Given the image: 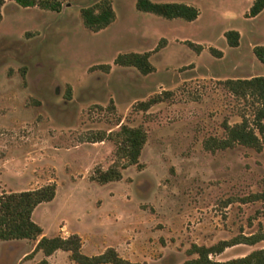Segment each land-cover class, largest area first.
<instances>
[{
    "label": "rangeland",
    "instance_id": "obj_1",
    "mask_svg": "<svg viewBox=\"0 0 264 264\" xmlns=\"http://www.w3.org/2000/svg\"><path fill=\"white\" fill-rule=\"evenodd\" d=\"M59 1V11L14 0L2 7L0 193L55 183V197L32 214L44 235L77 233L87 255L112 246L140 264H181L197 256L193 244L264 233V201L249 199L264 188V145L204 146L225 136V122L253 116V101L223 80L264 75L252 50L264 43V10L251 18L253 0H152L195 6L199 15L188 21L141 11L137 0H111L115 20L94 31L80 10L99 0ZM231 29L240 33L238 47L227 43ZM145 51L155 67L149 74L114 62L119 53ZM156 95L162 100L141 109ZM121 124L146 132L138 163L120 160L121 178L99 183L91 175L113 165L116 142L93 140ZM35 244L0 240V264L38 263L45 256ZM262 247L235 243L210 257ZM69 254L59 250L49 262L78 264Z\"/></svg>",
    "mask_w": 264,
    "mask_h": 264
},
{
    "label": "trees",
    "instance_id": "obj_2",
    "mask_svg": "<svg viewBox=\"0 0 264 264\" xmlns=\"http://www.w3.org/2000/svg\"><path fill=\"white\" fill-rule=\"evenodd\" d=\"M14 1L24 7L38 6L55 11H59L62 7L59 0ZM4 3L5 0H0V21ZM136 7L141 11H149L170 19L180 17L191 21L199 15V10L195 6L179 2L137 0ZM263 9L264 0H253L248 15L254 17ZM80 12L84 25L94 31L105 28L116 17L111 0H99L90 6L82 7ZM224 35L230 46L239 45L240 33L238 30H227ZM186 44L197 52L202 49L201 44L189 40H186ZM160 47L161 42L157 44L155 49L158 50ZM210 51L214 55H222V52L214 47H210ZM253 52L264 63V43L255 45ZM150 55V51L119 53L114 62L121 66H133L142 74H149L155 70L150 61ZM99 67L104 68L105 71L110 70V64H100ZM223 84L233 94L253 101V116L248 118L244 115L240 122L234 124L225 122V136L222 138L209 137L204 142L205 148L214 151L219 148L225 149L235 144H242L260 150L264 145V75L227 78L223 80ZM161 100V96L156 95L139 105H141V109L146 110L152 104ZM106 137L115 140L117 159L106 170L97 169L95 170L96 174L91 175V179L99 183H107L121 178L122 174L118 165L120 160L125 159L127 164L138 163L141 149L146 141V132L142 127H130L121 124L119 130L100 136L93 141H102ZM124 165L126 164L124 163ZM55 194V183H48L35 189L0 193V240H37L33 252L42 251L45 257L36 264H50L46 257L57 250L68 251L70 258L78 264H140L122 257L112 246L107 247L101 253L87 255L82 252V238L77 233L70 234L67 237L43 235V229L32 219V213L38 204L52 200ZM249 199L264 201V188L262 191L249 196ZM259 241H264L263 232L249 236L241 235L231 240H220L208 247L193 244L189 249V253H196L197 256L187 259L181 264H264V247L255 249L242 257L225 261L214 260L210 257L211 254L220 253L226 247L235 243L254 244Z\"/></svg>",
    "mask_w": 264,
    "mask_h": 264
},
{
    "label": "crops",
    "instance_id": "obj_3",
    "mask_svg": "<svg viewBox=\"0 0 264 264\" xmlns=\"http://www.w3.org/2000/svg\"><path fill=\"white\" fill-rule=\"evenodd\" d=\"M264 10V9H263ZM262 10V11H263ZM261 11V12H262ZM260 12V13H261ZM259 13V14H260ZM258 14V15H259ZM258 15H256V16H254V17H257ZM249 16V15H248ZM251 17V16H250ZM254 17H251V18H254ZM241 38V37H240ZM239 43H240V40H239ZM198 44V43H197ZM229 45V44H228ZM201 46H202V44H201ZM230 46V45H229ZM210 47H213V46H210ZM210 47H209V51H210ZM231 47H233V46H231ZM234 47H238V46H234ZM203 48H204V46H202V49H201V51L203 50ZM214 48H216V47H214ZM217 50H220V49H218V48H216ZM253 50V49H252ZM201 51H199L198 53H200ZM221 52H223V50H220ZM197 52V51H196ZM210 53L212 54V55H214L211 51H210ZM215 57H217V58H219V59H223V58H225V53L223 54L222 53V55L221 56H217V55H214ZM249 77H252V76H249ZM25 169L26 168H23V169H19L21 172H23V173H25L24 171H25ZM16 172V171H15ZM28 189H30V188H25V189H20V190H16V191H22V190H28ZM9 193V192H8ZM33 214V213H32ZM43 229V228H42ZM43 235H44V233H43ZM69 234L67 233L66 235H62L63 237H66V236H68ZM36 242H37V240H36ZM84 245V244H83ZM107 248V246H105L104 248H103V250L102 251H104L105 249ZM59 250H57V251H55L54 253H56V252H58ZM62 251H64V250H62ZM101 251V252H102ZM37 252H42V251H37ZM66 252H68V251H66ZM100 252V253H101ZM54 253H52L50 256H47L46 257V259L48 260V262L50 261V257L52 256V255H54ZM42 254H43V252H42ZM44 255V254H43ZM50 264H52L51 262H49Z\"/></svg>",
    "mask_w": 264,
    "mask_h": 264
}]
</instances>
